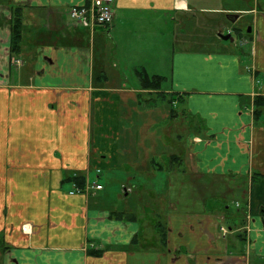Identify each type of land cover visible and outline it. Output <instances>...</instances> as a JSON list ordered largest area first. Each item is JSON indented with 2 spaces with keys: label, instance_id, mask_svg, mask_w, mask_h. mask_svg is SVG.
I'll list each match as a JSON object with an SVG mask.
<instances>
[{
  "label": "crops",
  "instance_id": "1",
  "mask_svg": "<svg viewBox=\"0 0 264 264\" xmlns=\"http://www.w3.org/2000/svg\"><path fill=\"white\" fill-rule=\"evenodd\" d=\"M90 1L0 0V264H264V108L258 120L252 114L254 98L264 97L263 6L113 0L108 27L71 21L69 8ZM17 5L24 10L14 64L10 19ZM178 18L194 33L208 23L217 37L186 46L182 36L169 48L171 24L185 34ZM233 27L248 34L241 46L218 36ZM142 70L161 77L160 91L183 98L173 107L203 124L201 136L173 139L183 140L182 151L169 154L183 169L152 165L163 144H173L167 133L175 121L168 122V108L140 98L158 91L140 86ZM159 116L164 121L156 122ZM140 170V201L151 209L143 216L134 205L115 208L138 191ZM159 172L192 179L190 191L182 185L176 202L167 197L157 210L149 180ZM77 175L85 178L82 192L68 182ZM110 177L131 184L115 188ZM155 212L163 241L152 225Z\"/></svg>",
  "mask_w": 264,
  "mask_h": 264
},
{
  "label": "rangeland",
  "instance_id": "2",
  "mask_svg": "<svg viewBox=\"0 0 264 264\" xmlns=\"http://www.w3.org/2000/svg\"><path fill=\"white\" fill-rule=\"evenodd\" d=\"M259 2L261 3V5L264 8V0H259ZM23 10H24V8H21L20 13H21V11L23 13ZM215 16L218 17L220 15H215ZM204 18H205V16L203 15L202 16V19H203L202 22L203 23H204ZM219 18L221 19L222 17H219ZM178 19H179L178 21H180L179 25H180L181 29L182 30L186 29V30H184L185 34L184 35L178 34L177 33L178 26L171 24V26H169V34H168V36L166 37V34H163V37H166V38L169 39V48H172V47L178 48L179 45H180L179 44L180 42H179L178 38H180L182 36L187 39L186 46L187 45H197V43H199V44L201 43L203 46H205V45H207L208 41H211V40H213V39H215L217 37V33H213V31H215L214 28L213 29L209 28L208 27V23L205 24L200 29H196V32L194 33L188 27V24L184 28V24L182 23V19L181 18H178ZM241 20L242 21L240 22L239 26L240 27H244V29H245L246 26H245L244 21H243V20H245V18L244 19L242 18ZM222 32L224 33V30H222ZM232 38L234 40V43H237V44L239 43V40L236 37V34L233 33L232 34ZM223 43L230 44L229 40L223 41ZM121 83L129 85L130 81L129 82L121 81ZM160 89H161V87L159 89H147V90H152V91H157V90L158 91L155 92V93L141 94L139 96H140V98H142L143 102H146V103L152 102V104H154L155 107L159 106V108H161V106H162V107H164V110H166V108L169 109L168 102L170 101V94H166L165 92L160 91ZM165 94H166V96L164 97ZM171 105H172V102H171ZM173 105H175V104H173ZM175 106L177 107V105H175ZM171 107H173V106H171ZM174 107H173V109H174V111H176V114L173 112L172 115H169V116L167 115L168 119H170V120H168V122L171 123V122L175 121L174 123L171 124V126L174 127V128H171L170 130L168 129L169 132L167 133V135H169L167 137L170 138V140L168 139L169 142H172L173 144H168V146H166V144L164 143L163 144V151L161 150V152L157 154L160 157L159 158L160 160L158 159L159 160L158 162L157 161H153L154 164L152 163V165H155V167L157 166L160 169L163 166V167H165L168 170L177 171V170H179V168L183 169L185 167L183 166L182 159H179L180 163H179L178 166L175 163L176 167H173L174 166V162H173V166L171 165V160L169 159L170 156H171V155L169 156L170 153L181 152L182 149H183V145L181 144L183 140H181L179 143H177V141L173 140V139H175L174 138L175 135H177V133H179V134H182L183 136H185L187 134V132H191V133L192 132H197V133H199L197 135L201 136L202 131H200V128H203V124L201 123L200 120H197V122L191 121V118L188 116V114L187 115L186 114H181L182 112H181V108L180 107L177 108L180 111V112L177 113V109L174 108ZM164 119H165V117L163 119H161V117L159 116L155 120H157L156 122H158L159 120L164 121ZM173 119H175V120H173ZM158 123H160V122H158ZM188 123L191 124V127L188 126ZM162 126H164V124ZM159 130L160 129H157L156 131L158 132ZM181 136H180V138H182ZM185 137H187V136H185ZM167 156H169L168 157V161L166 160ZM160 163H162V164H160ZM181 163H182V165H181ZM174 173L170 174L168 177H164V176L161 175V172H159L158 173V178L156 177L155 180L153 182H151L150 180H153V176H152V178L149 180V182H150L149 186L153 187L152 189H156L157 190V192H153V193L150 194V201H153V203L149 202V204H154L155 207H156V205H158L155 209H157V208L159 209L161 207V204H162L161 200H167L169 198V200H171L170 203H172L174 201L176 202V196L178 194L182 195V193H181V191H183L182 185L185 184V187L187 188L188 185H189L188 182L192 179V177L190 178L188 175H187V178L184 179V178H181V175L178 176V173H175V174ZM142 175L144 176V173H143L142 170L137 171V177H136V180L134 182L138 186V191L136 192V194L133 192V193H130L128 195V197H126V198L122 197L121 201L119 203H117V202L115 203V208L116 209L120 208L122 210L125 209V210L129 211V209H132V207L134 205L135 208L138 207L139 210H140L139 211L140 213H137L138 216H140V215L143 216L145 213H146V215H149L151 213V209L149 207H147V210H146V206H145L144 200L142 201V198H141V201H140L141 194L139 193V189H140L141 186L139 184L143 181ZM101 176H102L100 178L101 183L106 185V182H107V178L106 177L107 176H105V175H101ZM115 177H110L111 183L115 182L114 183L115 188L117 187V182H120V184H123L124 186H128L129 184H131V182H129L126 177L120 178V180H119V178H115ZM113 180H114V182H113ZM179 182L181 184V187H179L177 185ZM187 189L189 191L191 190L189 187ZM116 190L119 191V194H121V195L123 194V190H122L121 186H119V189L117 188ZM188 195H192V193H189ZM163 197H165V199ZM136 198H138V201L136 200ZM210 203L211 202H209V204ZM227 204H229L228 205L229 208H227V209L229 211H231L230 214H234V215L237 214L236 208H237L238 204H236V206H235L232 203V201H229V200H228ZM208 206H210V205H208ZM223 209H225V208L223 207ZM157 210H155V211H157ZM155 215H156V212L154 213V219H153L154 223L152 225H153V228L155 230V234L157 236H159V231L161 229V228H159V226L164 227V224L161 221V219L155 220L156 219ZM148 225L151 226L150 223ZM157 225H158V227H157ZM220 231H221V233L227 232L225 227H222ZM146 234L149 235V230L146 231Z\"/></svg>",
  "mask_w": 264,
  "mask_h": 264
},
{
  "label": "trees",
  "instance_id": "3",
  "mask_svg": "<svg viewBox=\"0 0 264 264\" xmlns=\"http://www.w3.org/2000/svg\"><path fill=\"white\" fill-rule=\"evenodd\" d=\"M21 6H14L12 8L11 11V19H10V45H9V54L11 57L16 58L18 55V48H19V42H20V37H21V18H22V11L20 13L21 10ZM236 34V37L238 39L247 37L248 34L243 31L240 30L237 27L233 28V32L232 34ZM232 34H230V36H232ZM137 76L139 78V82H140V86L143 89H159L163 83V79L159 76H148L143 70L142 71H138L137 72ZM166 95H164L165 97ZM177 103H182L183 102V98L180 97H175L173 94H170V101L168 102L169 104V114L172 115L173 112L175 113L173 107L174 102ZM172 102V105H171ZM263 108H264V97L263 96H256L254 98V108H253V118L254 120H258V118L261 116L262 112H263ZM176 114V113H175ZM171 160V165L173 166V162L174 164L176 163V165H178V161L179 158L177 156L172 155L170 158ZM174 167V166H173ZM254 179V178H253ZM72 182L76 188L79 191H83L84 190V186H85V178L81 175H77L75 177H70L68 178V182ZM158 227V225H157ZM160 231H159V237L161 238V240H165V227L159 226ZM89 253L93 256H99L102 251L101 250H92L89 251Z\"/></svg>",
  "mask_w": 264,
  "mask_h": 264
},
{
  "label": "built area",
  "instance_id": "4",
  "mask_svg": "<svg viewBox=\"0 0 264 264\" xmlns=\"http://www.w3.org/2000/svg\"><path fill=\"white\" fill-rule=\"evenodd\" d=\"M113 0H91L88 4L82 6H71L68 10V17L77 24H92L108 27L113 18L112 9ZM19 63L18 60H13ZM96 190L101 189L99 184L93 186ZM76 192H79L75 188Z\"/></svg>",
  "mask_w": 264,
  "mask_h": 264
},
{
  "label": "water",
  "instance_id": "5",
  "mask_svg": "<svg viewBox=\"0 0 264 264\" xmlns=\"http://www.w3.org/2000/svg\"><path fill=\"white\" fill-rule=\"evenodd\" d=\"M219 38H221L222 40H229V41H233V38L229 35V34H218Z\"/></svg>",
  "mask_w": 264,
  "mask_h": 264
},
{
  "label": "flooded vegetation",
  "instance_id": "6",
  "mask_svg": "<svg viewBox=\"0 0 264 264\" xmlns=\"http://www.w3.org/2000/svg\"><path fill=\"white\" fill-rule=\"evenodd\" d=\"M233 28H234V27H233ZM233 28H232L231 30H229L227 34H229V35L232 34V32H233ZM249 31H250L249 28H247V32H249ZM231 37H232V36H231ZM247 37H248V36H247ZM247 37L242 38V40H239V39H238V40L240 41V46L243 44V41H244V42H247V41H248V40H247Z\"/></svg>",
  "mask_w": 264,
  "mask_h": 264
}]
</instances>
